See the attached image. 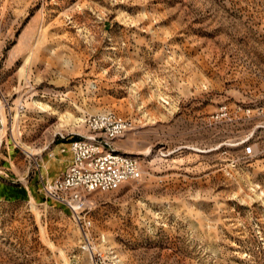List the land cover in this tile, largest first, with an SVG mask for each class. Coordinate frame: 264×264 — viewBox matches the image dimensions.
<instances>
[{"label": "rangeland", "instance_id": "obj_1", "mask_svg": "<svg viewBox=\"0 0 264 264\" xmlns=\"http://www.w3.org/2000/svg\"><path fill=\"white\" fill-rule=\"evenodd\" d=\"M0 110V264H93L39 169L103 112L142 170L85 195L104 261L264 264V0H0Z\"/></svg>", "mask_w": 264, "mask_h": 264}, {"label": "built area", "instance_id": "obj_2", "mask_svg": "<svg viewBox=\"0 0 264 264\" xmlns=\"http://www.w3.org/2000/svg\"><path fill=\"white\" fill-rule=\"evenodd\" d=\"M5 124V117L0 110V131ZM84 125L88 131L86 135L70 138L68 145L59 149L60 153L68 150L71 154L66 167L53 179L39 172L41 190L47 199L77 217L81 247L89 254L93 264H113L103 260V255L92 242L91 220L83 214L86 208L85 195L92 191L112 190L141 177L138 159L112 146L114 139L132 127V121L114 112H103L87 115ZM67 138L62 136V139ZM251 150L250 145L244 147L246 154ZM46 156L51 159L56 154L50 151ZM40 169H46L45 162L40 165Z\"/></svg>", "mask_w": 264, "mask_h": 264}, {"label": "crops", "instance_id": "obj_3", "mask_svg": "<svg viewBox=\"0 0 264 264\" xmlns=\"http://www.w3.org/2000/svg\"><path fill=\"white\" fill-rule=\"evenodd\" d=\"M70 138H74V137L70 136L67 139L61 140L60 142H58V144L55 145L54 151H55L56 156L54 158L49 159V158H47V156H45L46 161H47L46 169H40L39 170V172L42 175H45V173L47 174L48 177L50 175H52L51 179H53L55 177V176H53V174H54L53 168H52L53 166L55 167L57 165V167L59 169L58 171H62L66 167V165L68 164V162H69V160L71 158V154H70V152L68 150L65 153H60L59 149L62 146H67L68 142H69L68 140Z\"/></svg>", "mask_w": 264, "mask_h": 264}, {"label": "bare ground", "instance_id": "obj_4", "mask_svg": "<svg viewBox=\"0 0 264 264\" xmlns=\"http://www.w3.org/2000/svg\"><path fill=\"white\" fill-rule=\"evenodd\" d=\"M39 108H40V110H41L42 112H46V109H45L44 106H41V107H39ZM1 132H2V130L0 131V146H2L1 144H3V138H2V134H1Z\"/></svg>", "mask_w": 264, "mask_h": 264}]
</instances>
